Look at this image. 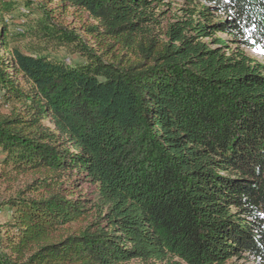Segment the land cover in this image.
I'll use <instances>...</instances> for the list:
<instances>
[{"label": "trees", "instance_id": "1", "mask_svg": "<svg viewBox=\"0 0 264 264\" xmlns=\"http://www.w3.org/2000/svg\"><path fill=\"white\" fill-rule=\"evenodd\" d=\"M167 6L0 0V264H264V0Z\"/></svg>", "mask_w": 264, "mask_h": 264}, {"label": "rangeland", "instance_id": "2", "mask_svg": "<svg viewBox=\"0 0 264 264\" xmlns=\"http://www.w3.org/2000/svg\"><path fill=\"white\" fill-rule=\"evenodd\" d=\"M185 1L188 0H163V2L168 3L166 8H160V10L165 12L164 18L167 21L173 20L174 17L179 15L178 9L184 4ZM199 1V0H195ZM53 7V6H52ZM53 9V8H52ZM37 9L35 6H25L24 4L20 9H17L16 12L12 13V17L14 18L10 24V30H16L19 27V24H22L24 20H36ZM27 16L26 18L22 16ZM6 20H11L8 17ZM55 22H58L62 27H65L69 30H73L76 34H79L85 41H87L90 45H92V41L86 35L84 28L92 23V21L88 20L85 15H80L75 13L73 9H69L65 14L56 15ZM225 38L224 35H220ZM27 41V40H26ZM48 52L50 56L58 59L67 65L72 64V62L79 61V56L75 54H69L64 48H57L54 46H48ZM244 52L250 57L254 58L260 63H264V52L250 50L242 47ZM7 110V109H5ZM0 162H1V154H0ZM3 170V167L0 163V174ZM41 175L27 173L16 175L14 173H10L5 175L0 179V203L3 201H7L10 197L16 196L20 191L24 190L28 184H31L33 181L40 179ZM87 187H83V190L86 191ZM28 196H38L39 192L27 193ZM11 220V212L6 209L0 208V228L6 226ZM85 223H75L69 226L68 232H72L83 228ZM238 264H243L245 261H236Z\"/></svg>", "mask_w": 264, "mask_h": 264}]
</instances>
